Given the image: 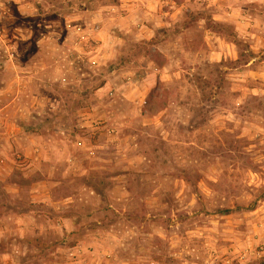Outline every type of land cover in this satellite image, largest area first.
Listing matches in <instances>:
<instances>
[{
    "label": "rangeland",
    "instance_id": "rangeland-1",
    "mask_svg": "<svg viewBox=\"0 0 264 264\" xmlns=\"http://www.w3.org/2000/svg\"><path fill=\"white\" fill-rule=\"evenodd\" d=\"M0 264H264V0H0Z\"/></svg>",
    "mask_w": 264,
    "mask_h": 264
},
{
    "label": "crops",
    "instance_id": "crops-1",
    "mask_svg": "<svg viewBox=\"0 0 264 264\" xmlns=\"http://www.w3.org/2000/svg\"><path fill=\"white\" fill-rule=\"evenodd\" d=\"M100 15V14H99ZM102 24V23H101ZM99 28H100V25H97V30H99Z\"/></svg>",
    "mask_w": 264,
    "mask_h": 264
}]
</instances>
